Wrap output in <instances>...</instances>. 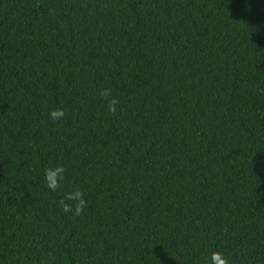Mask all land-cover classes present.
I'll return each mask as SVG.
<instances>
[{"label": "trees", "instance_id": "1", "mask_svg": "<svg viewBox=\"0 0 264 264\" xmlns=\"http://www.w3.org/2000/svg\"><path fill=\"white\" fill-rule=\"evenodd\" d=\"M211 252L264 264V0H0V264Z\"/></svg>", "mask_w": 264, "mask_h": 264}, {"label": "clouds", "instance_id": "2", "mask_svg": "<svg viewBox=\"0 0 264 264\" xmlns=\"http://www.w3.org/2000/svg\"><path fill=\"white\" fill-rule=\"evenodd\" d=\"M102 95H107V93L104 92L102 93ZM50 115L53 119H56L62 117L64 113L62 111L56 110L51 112ZM64 172L65 169L62 166H57L46 170L45 182L50 190H55L60 187L61 182L64 178ZM65 199L74 203L76 213H79L85 206L83 193L79 189H75L73 191L68 192L65 196ZM60 203L64 212H69L73 210L72 207L68 204H65L63 200ZM206 264H228V261L222 253L211 252L209 253L206 259Z\"/></svg>", "mask_w": 264, "mask_h": 264}]
</instances>
